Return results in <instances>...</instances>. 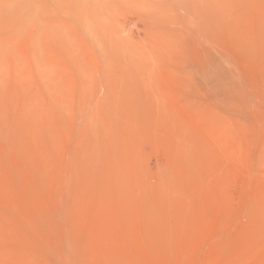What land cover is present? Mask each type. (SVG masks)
Instances as JSON below:
<instances>
[{"label":"rangeland","instance_id":"374dc122","mask_svg":"<svg viewBox=\"0 0 264 264\" xmlns=\"http://www.w3.org/2000/svg\"><path fill=\"white\" fill-rule=\"evenodd\" d=\"M0 264H264V0H0Z\"/></svg>","mask_w":264,"mask_h":264}]
</instances>
